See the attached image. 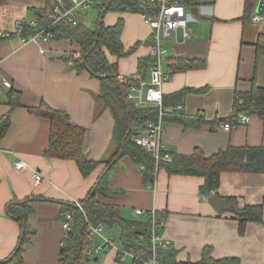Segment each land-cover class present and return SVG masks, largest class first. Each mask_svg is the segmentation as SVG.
I'll list each match as a JSON object with an SVG mask.
<instances>
[{
    "label": "crops",
    "instance_id": "0c3cea01",
    "mask_svg": "<svg viewBox=\"0 0 264 264\" xmlns=\"http://www.w3.org/2000/svg\"><path fill=\"white\" fill-rule=\"evenodd\" d=\"M63 1L67 6L69 0ZM244 1L213 0L212 7H205L207 22L200 23L207 31L193 35L190 30V37L184 42L165 43V68L170 57L205 60L202 68L172 73L161 86L167 108L173 106L167 104L168 97L180 92L177 103L182 106L181 111L203 119L198 126L187 127L177 121H166L162 142L173 153L190 154L198 147L209 155L227 146L264 145L262 117L249 115L246 123L237 120L228 130L223 129V123L213 122L230 114L235 90H250L252 79L264 87V56L256 62L253 46L257 35L264 33V14H259L258 21L253 20L256 0L249 18L242 19ZM53 2L0 0V31H16L18 24L34 20L32 8L46 6L47 10ZM93 9L80 14L79 23L86 21L90 11L94 17L96 9ZM119 18L123 22L120 33L123 46L129 48L136 41L137 49L141 41L148 51L136 54L134 60L118 59V73L138 74L137 59L149 54L145 45L149 28L138 12H116L114 18L106 12L103 22L113 25ZM57 37L44 42H23L16 35L0 40V76L11 81L20 98V105L12 107L7 101L8 88L0 92V117L10 112L8 128L0 139L1 264H57L66 234L61 225L62 206L85 199L103 170L101 164L83 176L74 161L44 156L50 122L28 108L43 100L50 107L65 111L70 122L84 128L83 152L90 159L106 161L116 149L112 141L114 120L108 107L96 99L99 79L86 70L76 71L68 66L65 51L76 50L77 46L72 40ZM108 58L116 60L110 55ZM141 77L147 82L148 71ZM18 160L25 162L23 170L16 168ZM34 171L42 177L38 187L33 183ZM143 173L141 166L121 157L108 171V185L119 192L115 202L124 219L147 220L152 212L165 219L161 234L177 262H194L204 247H210L211 256L228 260L225 264H264V173L221 172L218 189L212 192L234 202L237 211L246 205L261 204L263 222L245 224H239L237 211L217 210L208 202L212 193L199 192L202 177L168 175L161 168L152 183H145ZM24 198L30 199L31 212L26 218L28 230L19 244L21 263H18L12 255L22 230L7 214V207ZM137 209L144 213L136 215ZM104 234L117 237L119 229L106 228ZM93 242H99V238ZM115 246L93 260H100L99 264H119L116 249L120 245ZM88 260L83 264H90ZM121 263L136 264L130 256Z\"/></svg>",
    "mask_w": 264,
    "mask_h": 264
},
{
    "label": "trees",
    "instance_id": "16d2710c",
    "mask_svg": "<svg viewBox=\"0 0 264 264\" xmlns=\"http://www.w3.org/2000/svg\"><path fill=\"white\" fill-rule=\"evenodd\" d=\"M197 0H194V3ZM256 0H245L242 19H248ZM67 4V3H66ZM44 8H32L35 24L20 23V36H27L51 21ZM96 15L86 24L78 21L76 26H67L62 22L53 24L52 38H67L72 40L80 53V58L73 59L72 68L76 71L86 70L99 79L100 91L96 99L108 107L114 120L112 141L116 149L111 158L93 160L83 152L84 128L70 122L68 114L60 109L50 107L43 100L36 107H29L28 111L48 118L49 134L48 144L43 155L49 158L72 160L83 176H87L97 166L103 165V170L97 181L90 188L87 196L80 204L82 210L73 203L64 204L62 212H73L71 233H66L62 238L57 264H83L88 259L86 248L92 243L88 236V225L105 224L107 229H119L117 236L119 245L132 251L136 256L147 259L151 255V219L147 220L124 219L120 206L115 202L119 192L108 185V171L121 157H128L139 166H143V181L152 183L156 171L163 168L168 175H190L202 177L199 192L208 195L216 192L219 186L221 172L264 173V145L227 146L223 149L206 155L196 147L190 154L173 153V160L166 162L160 160L155 164L150 153L135 143L132 138L147 131V124L157 120V108L153 105H138L126 98V85L118 79L117 60L132 54L136 45L125 48L120 40L123 22L119 18L113 25H105L103 15L108 11L138 12L135 0H103L94 7ZM94 10V9H93ZM89 11V10H88ZM58 33V35H56ZM16 35L12 33L10 37ZM6 39V38H1ZM255 48V61L264 56V33H259L253 42ZM108 55L115 57L110 61ZM66 61L67 58L64 57ZM153 58L145 55L137 59V73L145 76ZM166 68L170 75L174 72L186 71L193 68H202L205 65L203 58L170 57L167 59ZM143 78V77H142ZM7 101L10 106L20 105L19 91L7 89ZM163 103L166 104L165 99ZM242 113L256 115L264 118V87L258 86L252 79L248 91H234L232 109L226 118L213 120L217 124L235 123ZM9 114L6 112L0 117V139L5 134L9 125ZM166 121H177L187 126H198L203 122L200 115H185L180 111H171L164 117ZM171 151V150H170ZM228 199H233L228 197ZM29 198L10 203L7 214L15 219L22 230V239L27 232L26 218L31 212ZM156 219L163 217L154 213ZM239 224L247 222H263L261 204L246 205L236 212ZM164 219V218H163ZM114 237V236H113ZM115 238V237H114ZM21 247L12 255L21 263ZM165 264H225L226 259H215L211 256L210 247H204L200 258L194 262H177L173 253L166 249H158ZM233 261V260H232ZM1 264V263H0Z\"/></svg>",
    "mask_w": 264,
    "mask_h": 264
},
{
    "label": "built area",
    "instance_id": "2783aa9c",
    "mask_svg": "<svg viewBox=\"0 0 264 264\" xmlns=\"http://www.w3.org/2000/svg\"><path fill=\"white\" fill-rule=\"evenodd\" d=\"M103 0H69V3L64 5L63 0H54L48 12V18L51 20L48 25L41 29L23 37L20 36L21 27L18 24L16 31H0L1 38H10L12 33L20 37L23 42H40L47 41L52 38V30L50 27L62 22L67 26H76L78 23V16L88 10L93 9ZM138 7V13L149 28L148 44L149 54L153 61L148 68V81L142 80L139 74H118V79L126 85L125 95L129 101L135 102L138 105H153L157 108V120L147 124V131L134 136L132 140L145 149L154 158L155 164L160 160L171 162L173 160L171 151L162 142L163 133L166 130V120L164 117L171 111H180L182 106L175 104L172 107H166L163 103V95L161 86L166 81L170 73L167 68L163 66L164 57L167 54L166 41L172 40L176 43L184 42L190 37V30L187 26L189 14L187 7L194 4V0H135ZM261 15L255 14L253 20L258 21ZM31 25L35 21L30 22ZM43 50V49H42ZM68 66L73 65V59L80 58V53L77 50H67L64 55ZM2 88H12L11 81L3 76H0V92ZM242 123L249 120V115L242 113L239 117ZM223 129L230 128L229 123L225 122L222 125ZM26 164L22 160L16 162V168L23 170ZM143 170V166H141ZM33 183L38 187L41 183V175L39 172L32 173ZM151 185V184H150ZM74 205L82 210V205L75 202ZM144 211L137 209L136 215L143 214ZM73 219V212L66 210L61 214V225L65 233L71 229ZM151 219V255L147 259L136 256L132 251L126 250L121 246L116 249V256L118 262H123L126 256H130L136 264H165L163 257L158 253V249H166L168 241L162 236L161 231L165 227V219H156L154 212L150 215ZM106 226L103 223L98 225H88V236L92 243L86 248L85 254L88 258L97 257L101 255L105 249L116 247L111 236L104 234ZM99 238V242L95 243L93 240Z\"/></svg>",
    "mask_w": 264,
    "mask_h": 264
},
{
    "label": "rangeland",
    "instance_id": "374dc122",
    "mask_svg": "<svg viewBox=\"0 0 264 264\" xmlns=\"http://www.w3.org/2000/svg\"><path fill=\"white\" fill-rule=\"evenodd\" d=\"M212 4H213V0H197L192 6L187 7V13L189 14L187 26H188L189 30L192 31L193 35H196V34H198L200 32H205V31L208 30L206 28V26L202 28L200 23H203L204 21L207 22V20H208L207 18H209V17L205 14L206 11H207V9L205 7H209L210 8V7L213 6ZM192 9H196L198 11V14L196 15V14L192 13ZM116 12L122 13V12H125V11H116ZM116 12L108 11L107 15H112V17L114 18ZM252 12L253 13H257V14H261V15L264 14V13H258L255 10H253ZM112 13H114V14H112ZM93 15H94V13L90 11L89 14H88V18L85 21L86 24L90 23L91 19L93 18ZM132 15H136V14L133 13ZM200 15H203V17H206V18H201ZM262 24H263V22L260 23V25H262ZM135 42L136 41H134L132 43V45L133 44L136 45ZM147 51H148L147 47H145L143 45V42L140 41V42L137 43V49H136L135 52H133L132 54H130V55L126 56V57L119 58V60L120 59L125 60V59H129V58L134 60V59H136L137 56H140L139 55L140 53H143V52L147 53ZM136 54H137V56H136ZM114 243H116V244L119 243L117 237H115ZM88 262L90 264H95V263L99 264L100 260H98V261L97 260H93V257H92V258H89ZM119 264H123V263L119 262Z\"/></svg>",
    "mask_w": 264,
    "mask_h": 264
},
{
    "label": "water",
    "instance_id": "95a60500",
    "mask_svg": "<svg viewBox=\"0 0 264 264\" xmlns=\"http://www.w3.org/2000/svg\"><path fill=\"white\" fill-rule=\"evenodd\" d=\"M255 11L258 12V13H264V0H257V2L255 4ZM192 13L197 15L198 11L196 9H192ZM200 17L201 18H206V17H203V15H200ZM149 42L150 41L147 40L145 42V45H148ZM180 98H181V93L180 92L174 93V94H172L171 96L168 97L167 104L168 105H174V104H176L177 102L180 101ZM207 200L217 210H229V209H232V210L237 211L234 202L229 201L227 199H221L216 193H212V194L208 195ZM68 233H71V231H68ZM22 234L23 233L21 231V236H22ZM21 236H20V239H21ZM19 244H20V240L18 241L16 249L19 247Z\"/></svg>",
    "mask_w": 264,
    "mask_h": 264
}]
</instances>
